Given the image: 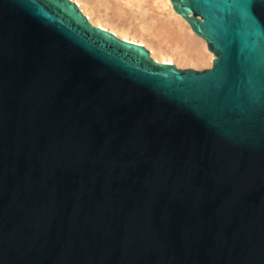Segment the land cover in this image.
<instances>
[{
  "label": "water",
  "instance_id": "water-1",
  "mask_svg": "<svg viewBox=\"0 0 264 264\" xmlns=\"http://www.w3.org/2000/svg\"><path fill=\"white\" fill-rule=\"evenodd\" d=\"M170 1L211 68L0 0V264H264V36Z\"/></svg>",
  "mask_w": 264,
  "mask_h": 264
},
{
  "label": "bare ground",
  "instance_id": "bare-ground-1",
  "mask_svg": "<svg viewBox=\"0 0 264 264\" xmlns=\"http://www.w3.org/2000/svg\"><path fill=\"white\" fill-rule=\"evenodd\" d=\"M89 21L117 37L145 46L154 60L177 67L211 66L215 59L201 37L192 34L184 18L172 12L170 0H117L99 4L72 0Z\"/></svg>",
  "mask_w": 264,
  "mask_h": 264
},
{
  "label": "snow or ice",
  "instance_id": "snow-or-ice-1",
  "mask_svg": "<svg viewBox=\"0 0 264 264\" xmlns=\"http://www.w3.org/2000/svg\"><path fill=\"white\" fill-rule=\"evenodd\" d=\"M232 4L237 18L246 23L250 32L264 36V28L257 15V8L264 6V0H232Z\"/></svg>",
  "mask_w": 264,
  "mask_h": 264
},
{
  "label": "rangeland",
  "instance_id": "rangeland-1",
  "mask_svg": "<svg viewBox=\"0 0 264 264\" xmlns=\"http://www.w3.org/2000/svg\"><path fill=\"white\" fill-rule=\"evenodd\" d=\"M95 2H98L100 5L102 4H105V5H110L111 7L114 6L117 4L116 2H118L117 0H94ZM211 66H207V65H202V66H199V67H178V68H181V69H187V68H191V69H195V70H204V69H209L211 68Z\"/></svg>",
  "mask_w": 264,
  "mask_h": 264
}]
</instances>
